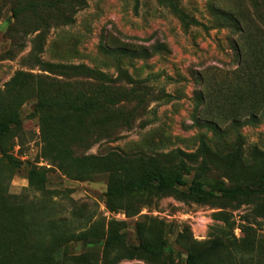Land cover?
Here are the masks:
<instances>
[{"label":"rangeland","instance_id":"1","mask_svg":"<svg viewBox=\"0 0 264 264\" xmlns=\"http://www.w3.org/2000/svg\"><path fill=\"white\" fill-rule=\"evenodd\" d=\"M60 63L116 78L115 102L75 110L92 79ZM11 116L0 264H264V194L154 178L264 188V0H0Z\"/></svg>","mask_w":264,"mask_h":264},{"label":"trees","instance_id":"2","mask_svg":"<svg viewBox=\"0 0 264 264\" xmlns=\"http://www.w3.org/2000/svg\"><path fill=\"white\" fill-rule=\"evenodd\" d=\"M64 15V14H63ZM67 17V16H66ZM119 52L122 54L126 53L128 50L117 48ZM51 67H56L61 69L62 71H70V70H79L84 73V76L90 77L92 81L82 82L85 86L89 87L81 100H79V104H75L74 102L69 105L72 106L75 110L88 114L91 113L92 110H99L104 105H111L114 103V88L116 78H112L109 76L107 72L100 71L98 69L91 68L86 64H49ZM22 72L17 73V75H21ZM17 78H15L16 80ZM16 122V119L12 116L6 120L0 122V134L5 133L9 130L11 123ZM157 183L160 186L173 185L174 183L188 185L189 190L192 193H195L200 198H206L208 196L212 197H222L227 199L236 200L243 197H251L256 194H264L263 187H254L250 184H245L242 186L236 187H225L219 186L215 187L212 185L208 187L206 184L193 180L188 182L187 180H183L179 177H168L162 178L161 176H154ZM149 179L148 177L142 178L137 182L132 183L129 187L136 188L144 184V182ZM150 180V179H149ZM216 188L220 191L219 194H216ZM143 247L146 248L150 253H157L162 250V245L154 246L151 244H143ZM195 256L190 255L188 257L189 264H195Z\"/></svg>","mask_w":264,"mask_h":264}]
</instances>
